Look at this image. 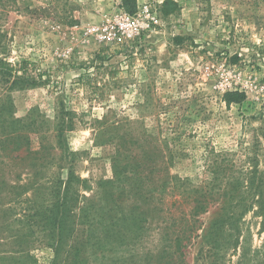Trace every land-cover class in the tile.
Instances as JSON below:
<instances>
[{
    "label": "rangeland",
    "instance_id": "1",
    "mask_svg": "<svg viewBox=\"0 0 264 264\" xmlns=\"http://www.w3.org/2000/svg\"><path fill=\"white\" fill-rule=\"evenodd\" d=\"M165 1L137 0L130 14L123 0H0L8 59L38 82L12 90L5 126L0 117V147L19 148L0 154V179L8 181L1 208H11L6 219L17 220L0 240L16 241L25 215L50 202L43 187L52 172L35 177L26 148L57 144L58 115L73 122L63 144L77 154L78 175L92 188L80 190L75 216L85 196L99 216L113 213L117 225L99 237L109 249L93 247L88 264H147L162 249L171 217L192 207L172 183L161 187L165 180L188 178L190 190L199 188L210 180L208 165L218 154L237 170L250 168L256 157L264 170V0H173L178 10L168 16ZM106 29H115L111 40L102 39ZM230 91L247 99L228 107ZM146 188L152 193L144 205L135 193ZM136 204L146 209L145 223L124 217ZM216 209L200 222L209 224ZM243 221L245 264H264L263 219L250 211ZM41 230L35 228L28 244L36 264H51L54 250L40 244L48 241ZM104 231L97 227L95 236ZM199 243L192 239L185 257L168 264H209L198 259ZM240 253L228 264H238Z\"/></svg>",
    "mask_w": 264,
    "mask_h": 264
},
{
    "label": "trees",
    "instance_id": "2",
    "mask_svg": "<svg viewBox=\"0 0 264 264\" xmlns=\"http://www.w3.org/2000/svg\"><path fill=\"white\" fill-rule=\"evenodd\" d=\"M122 8L130 14H135L138 9L137 0H123ZM177 10L178 4L173 0H166L163 3L164 15H172ZM8 56L7 45L2 44L0 40V90L4 94L0 100V117L4 126L5 119H7L6 114L12 105V100L10 98L6 100V96L10 95L12 90L27 89L38 83L35 78L26 76L25 73L20 75V70L15 68ZM246 99V93L240 91H230L224 95V102L228 107L233 104H242ZM72 123V120H68L65 115H58L57 144L49 147L41 145L40 149L35 151L27 146L26 150L28 152L30 150L29 156L32 155L30 163L32 174L35 177H45L43 176L45 172H52L50 179L47 180L50 185L47 184L48 187H43L48 191L50 202L45 208L41 203L35 214L25 215L26 224H28H25L21 230L16 228V231L21 233L16 241H8L4 238L0 240V264H36L37 260L31 254L33 245L28 244V237L34 236L37 226L42 228L41 231L48 238L47 242L40 244L54 250L51 264H88L90 261L88 252L93 247L96 246L97 250L109 249L106 242L101 244L102 239L99 237L105 236L106 233L111 234L109 229L113 230L117 227L114 223L113 213H109L107 217L101 214L99 216L96 204L83 196L82 199L86 202L80 209L79 218L75 216L74 210L80 205V190H91L92 188L88 186V180L78 175L77 154L71 152L67 144H63L64 133ZM4 137L7 141L6 131ZM10 146L11 144H1L0 154L3 156L8 152L19 151V148L11 149ZM220 156V154L214 155L210 161L208 165L210 180L199 188L190 190V185L187 182L191 180L188 178L183 180L178 176L171 177L169 182L166 180L163 182L161 187L164 189L172 183L173 189L176 188L180 192L181 198L188 200L192 207L189 212H182L178 218L171 217V225L167 228L170 232L166 234L165 244L160 251L151 252L148 255L147 264H168L170 259H182L185 257V249L194 238L200 239L198 259L209 264H228V261L241 251L239 255L241 259L238 264H245L249 254L244 246L246 240L243 236V220L250 211H254L257 216L263 219L264 225V170L259 168V159L256 157L250 160L252 164L250 168L237 170L225 157L220 159ZM173 165L172 160L167 161L169 168ZM7 170L11 171V168L8 167ZM65 172L66 178L64 177ZM134 179L138 184L137 178ZM7 182L4 178L0 179V194L6 193L5 190H8ZM106 183L108 184V182ZM138 193H135V197L144 205L148 204L147 201L151 199L152 190L150 188H146L144 191L141 189ZM110 195L112 196V194ZM2 200L1 197L0 201ZM213 205H217V209L209 224L205 225L200 222L199 217L206 214ZM1 207L0 203V236L5 230L12 232V228L17 222V220L6 219V212L12 210L11 208L2 211ZM142 207L144 211H140L141 207L137 204L134 205L129 215L124 217L130 216L128 219L138 221V224L145 223L146 209L144 206ZM36 215L40 216L37 222ZM105 218L108 221H105ZM121 219L119 218V220ZM138 224L135 227H138L137 231H140L143 228ZM97 227L105 229L100 236H95ZM199 230L202 233H198ZM13 234L8 233L7 236L16 237ZM94 240L96 242L93 244ZM5 246H12V248L8 250L5 249ZM262 254L264 257V252ZM254 256L255 254L251 255V262H253Z\"/></svg>",
    "mask_w": 264,
    "mask_h": 264
},
{
    "label": "built area",
    "instance_id": "3",
    "mask_svg": "<svg viewBox=\"0 0 264 264\" xmlns=\"http://www.w3.org/2000/svg\"><path fill=\"white\" fill-rule=\"evenodd\" d=\"M131 17V15H130ZM116 35L115 29H106L104 32L102 39L103 40H111Z\"/></svg>",
    "mask_w": 264,
    "mask_h": 264
}]
</instances>
